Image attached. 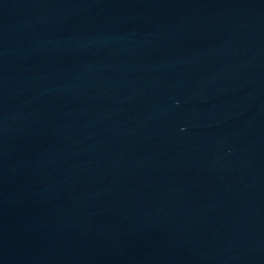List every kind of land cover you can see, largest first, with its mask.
<instances>
[{"label":"water","instance_id":"1","mask_svg":"<svg viewBox=\"0 0 264 264\" xmlns=\"http://www.w3.org/2000/svg\"><path fill=\"white\" fill-rule=\"evenodd\" d=\"M0 264H264V0H0Z\"/></svg>","mask_w":264,"mask_h":264}]
</instances>
